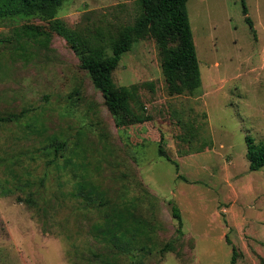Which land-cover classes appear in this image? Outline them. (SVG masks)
Returning <instances> with one entry per match:
<instances>
[{"label": "rangeland", "instance_id": "1", "mask_svg": "<svg viewBox=\"0 0 264 264\" xmlns=\"http://www.w3.org/2000/svg\"><path fill=\"white\" fill-rule=\"evenodd\" d=\"M245 3L247 15L242 0L188 1L196 91L170 93L151 35L122 55L114 84L149 117L124 127L50 21L0 22V264H231L233 247L236 264H264V168L250 169L246 139L264 143V0ZM141 11L138 0H69L57 18L111 54ZM31 25L50 32L48 44L19 34ZM55 138L65 142L62 166L87 152L94 180L134 207L148 236L124 247L98 235L105 214L72 197L77 170L48 163Z\"/></svg>", "mask_w": 264, "mask_h": 264}, {"label": "trees", "instance_id": "2", "mask_svg": "<svg viewBox=\"0 0 264 264\" xmlns=\"http://www.w3.org/2000/svg\"><path fill=\"white\" fill-rule=\"evenodd\" d=\"M66 1L69 0H0V22L18 16L35 15L50 21L54 31L63 36L79 56L81 67L90 74L95 87L102 92L118 127L143 123L149 119L131 111L130 89L124 86L117 87L112 77L122 55L131 50L139 38L151 35L156 39L163 57V74L170 93L183 94L196 91L201 87L200 64L187 8L189 0H138L141 5V14L136 23L126 26L113 42L111 54L92 49L77 30L57 18L60 6ZM242 3L243 12L247 15L245 0H242ZM246 20L253 27L249 16H246ZM19 34L42 44H48L51 40L50 32L42 26H24ZM19 116L20 114L14 118ZM246 139L250 169L261 170L264 168V143L256 142L250 135ZM64 146L65 142H60L56 138L52 140L49 146L50 151L45 152L46 155H51L48 163L59 169L73 165L72 167L77 170L73 174L76 181L72 197L84 201L86 205L101 208L105 214L102 222L93 224L98 235H102L113 246L124 247L131 245L142 235L148 236L147 222L134 211V207L109 198L103 184L94 180L92 173L88 171L87 152H72V156L66 157L62 166L60 159L64 154L59 151ZM159 151L178 168V163L169 158L163 149ZM41 183H44V179ZM27 201L35 203L32 195L27 198ZM170 204L174 217L182 226L183 220L179 207L173 201ZM162 250H172L171 244H166ZM236 255L237 250L233 247L231 264H236Z\"/></svg>", "mask_w": 264, "mask_h": 264}]
</instances>
